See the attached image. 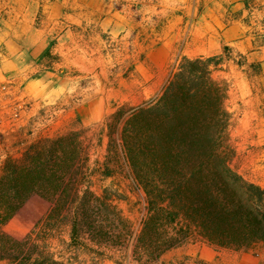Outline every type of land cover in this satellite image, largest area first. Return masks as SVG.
Returning a JSON list of instances; mask_svg holds the SVG:
<instances>
[{
	"label": "rangeland",
	"instance_id": "obj_1",
	"mask_svg": "<svg viewBox=\"0 0 264 264\" xmlns=\"http://www.w3.org/2000/svg\"><path fill=\"white\" fill-rule=\"evenodd\" d=\"M102 38L105 43L90 60L72 50L59 64L48 41L29 51L39 63L52 58L47 63L25 69L20 78L8 71L0 76V178L11 164L23 174L30 167V174L41 177L35 185L42 191L32 193L1 227L9 238L30 239L23 254L1 258L0 264L264 260L262 244L219 247L197 232L166 246L177 235L175 223L159 226L154 243L146 240L147 231L146 242L140 239L151 211L129 165L122 132L136 107L160 95L181 60L169 66L139 64L145 51L115 49L108 35ZM211 67L214 78L227 82L232 165L264 187V80L250 75L247 65Z\"/></svg>",
	"mask_w": 264,
	"mask_h": 264
},
{
	"label": "trees",
	"instance_id": "obj_2",
	"mask_svg": "<svg viewBox=\"0 0 264 264\" xmlns=\"http://www.w3.org/2000/svg\"><path fill=\"white\" fill-rule=\"evenodd\" d=\"M222 59L182 58L160 95L136 107L125 122L124 149L151 211L142 241L147 231L146 240L154 243L159 226L175 223L177 235L166 246L192 232L219 247L264 246V187L232 165L227 82L214 78L211 67ZM24 171L11 164L0 178V259L20 256L30 239L14 240L1 231L32 193L42 192L35 185L41 177L30 174V167Z\"/></svg>",
	"mask_w": 264,
	"mask_h": 264
},
{
	"label": "crops",
	"instance_id": "obj_3",
	"mask_svg": "<svg viewBox=\"0 0 264 264\" xmlns=\"http://www.w3.org/2000/svg\"><path fill=\"white\" fill-rule=\"evenodd\" d=\"M104 35L115 49L145 51L139 64L220 56L264 80V0H0V76L47 63L29 51L48 41L58 63L72 50L90 60Z\"/></svg>",
	"mask_w": 264,
	"mask_h": 264
}]
</instances>
